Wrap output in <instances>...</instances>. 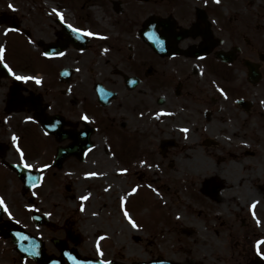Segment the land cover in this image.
I'll return each instance as SVG.
<instances>
[{
	"label": "flooded vegetation",
	"instance_id": "af4514ba",
	"mask_svg": "<svg viewBox=\"0 0 264 264\" xmlns=\"http://www.w3.org/2000/svg\"><path fill=\"white\" fill-rule=\"evenodd\" d=\"M0 48V264L147 263L165 256L130 260L134 244L170 235L239 240L242 264H264V231L248 226L246 207L228 206H246L245 192L222 196L209 162L258 165L250 178L264 197V0H0ZM252 114L260 137L248 148L234 140ZM98 134L131 180L111 252L87 245L101 212L86 205L93 197L69 203L74 182L55 184L76 174ZM146 191L150 208L138 202Z\"/></svg>",
	"mask_w": 264,
	"mask_h": 264
},
{
	"label": "rangeland",
	"instance_id": "374dc122",
	"mask_svg": "<svg viewBox=\"0 0 264 264\" xmlns=\"http://www.w3.org/2000/svg\"><path fill=\"white\" fill-rule=\"evenodd\" d=\"M245 3V1H241ZM257 1L253 4L248 5L249 9H253ZM247 94V93H246ZM264 98V96H261ZM260 97V98H261ZM259 98V99H260ZM259 106L264 107V105L258 103ZM232 109V108H231ZM246 126L242 129V133L246 132V139H235L234 141L241 142L248 148L257 147V139L260 136H250L252 132L253 125L257 122V117L255 115H248ZM258 133L262 135L261 125L257 128ZM107 136L103 134L97 135V144L96 146L89 151L90 154L87 157V160L84 164L79 167L75 172L76 174L73 177L60 178L55 177V184L65 186L66 183H73L75 191H73L72 198L69 199V203L77 200L80 201L88 195L90 200H86V205L92 208L93 212L98 214L97 207L101 208L99 220L93 221L96 224V227H88L86 235L89 238L87 242L88 247L92 248L95 245L100 244L102 241L103 245L106 246L108 252L114 251L112 247V229L113 226L117 227L118 230H121V225L124 220H118L117 213L120 214L118 205V199L120 196L123 197L127 193V189L131 186V180L129 176L124 174H116L115 169L122 167V163L116 164L113 158H107L109 154L104 150L106 148ZM233 142V141H232ZM91 161V162H90ZM210 166L218 172L221 177L226 182V187L222 193V196H233V194L244 191L246 201V206L238 205L240 202L233 201V204L228 205L231 209H240L243 206L246 207V215L248 217V226L250 228L257 227V229L264 231V197L263 193H260V200L257 202L258 192H261L259 185H256L255 180L250 178V175L256 170L258 165H253L249 163V160H234L231 159V162L224 160H218L215 158ZM231 164V166H229ZM251 165L254 169H251ZM83 167V168H82ZM95 169L99 174L93 181H89L85 176L87 173L92 172ZM61 175V174H58ZM264 181V179L262 180ZM64 190V188H63ZM147 192V196H146ZM145 192V198L142 193L138 195V202L143 205H147L150 208V201L152 200V193L150 191ZM161 195L160 202L162 206L163 203L167 200L162 196V194H154V197L157 199ZM240 195V193H238ZM74 196V198H73ZM184 197V194H181ZM83 197V198H82ZM251 198V201H250ZM56 202L67 200V198H57ZM92 200V201H91ZM168 203V202H167ZM186 209H184L183 204L175 209L176 216L180 219L184 218L186 215ZM138 214H141L142 208L136 209ZM99 215V214H98ZM160 215V214H159ZM122 216H119L121 218ZM163 215H161V218ZM190 218H193L190 216ZM102 225L100 227V223ZM200 222H203L201 220ZM95 228V230H94ZM103 228V231L106 234L104 236H99L96 234V230ZM105 237V238H104ZM261 239V238H260ZM264 246V242L261 243ZM136 246V247H135ZM135 253L127 256L128 259H149L155 258L158 256H165V259H170L180 264H242L243 257H240L241 244L239 240L234 241L233 239H218L216 237L212 239L203 240L201 237L199 239H187V240H177L171 235L165 239H152L151 244L147 247V243L143 244H134ZM179 250V251H177ZM264 255V254H263ZM262 255V256H263ZM221 259V260H219Z\"/></svg>",
	"mask_w": 264,
	"mask_h": 264
},
{
	"label": "water",
	"instance_id": "95a60500",
	"mask_svg": "<svg viewBox=\"0 0 264 264\" xmlns=\"http://www.w3.org/2000/svg\"><path fill=\"white\" fill-rule=\"evenodd\" d=\"M89 146V142L88 140H83L80 145H79V152L80 154H82L83 150L85 148H87ZM66 149V148H65ZM65 149H60L59 150V160H60V157H62L64 154L68 153L69 150H65ZM74 150V149H73ZM80 264H101L99 260H94V259H83L82 262L79 261ZM105 264V263H103ZM134 264H178L176 262H173L171 260H162V259H158V260H154V261H151V262H147V263H144V262H141V263H134ZM252 264H261V260L259 258H256Z\"/></svg>",
	"mask_w": 264,
	"mask_h": 264
},
{
	"label": "snow or ice",
	"instance_id": "6c2138e0",
	"mask_svg": "<svg viewBox=\"0 0 264 264\" xmlns=\"http://www.w3.org/2000/svg\"><path fill=\"white\" fill-rule=\"evenodd\" d=\"M215 2H217V3H219V0H215ZM8 7L9 8H13L14 6L13 5H11V4H9L8 5ZM58 15H59V13H58ZM62 18V17H61ZM68 27L69 28H72V25H68ZM74 31H79V29H73ZM7 31V30H6ZM86 35H93V33H91V32H87V33H85ZM0 52H3V48H0ZM45 55H47V53H45ZM6 68L8 67L6 64L4 65ZM8 71L9 72H11V69H8ZM16 79L17 80H23V81H27V80H29V79H35V78H33V77H27V76H17L16 77ZM36 83H40V81L38 80V79H36ZM29 119H31V117H29ZM82 119H84V120H87L88 119V117L87 116H83L82 117ZM184 131H187V129H184ZM15 137H13V141H15ZM21 155H23V154H21ZM27 167H31V165H26ZM92 175H95V173H93ZM133 191H135V189H133ZM83 198V197H82ZM0 205H3V201L2 200H0ZM4 211H7V208L5 207L4 208ZM128 215V213L127 212H125V216H127ZM131 222V221H130ZM136 225H135V223L133 222V227H135ZM261 243V241H257V244H260ZM105 264H108V262L107 261H105Z\"/></svg>",
	"mask_w": 264,
	"mask_h": 264
},
{
	"label": "bare ground",
	"instance_id": "6f19581e",
	"mask_svg": "<svg viewBox=\"0 0 264 264\" xmlns=\"http://www.w3.org/2000/svg\"><path fill=\"white\" fill-rule=\"evenodd\" d=\"M219 260H221V259H219Z\"/></svg>",
	"mask_w": 264,
	"mask_h": 264
}]
</instances>
